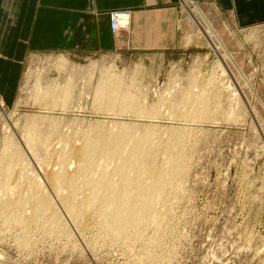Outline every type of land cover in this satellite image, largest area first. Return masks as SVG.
<instances>
[{
  "label": "rangeland",
  "instance_id": "rangeland-1",
  "mask_svg": "<svg viewBox=\"0 0 264 264\" xmlns=\"http://www.w3.org/2000/svg\"><path fill=\"white\" fill-rule=\"evenodd\" d=\"M190 5L186 4V15L181 14L176 18L175 49L166 55L153 54L151 51L121 56L64 51L31 52L14 80L10 78L12 73L1 69L0 156L9 147V142L10 145H17L28 168L21 171L19 167L13 179H38L37 184L42 183L45 192L50 194L46 195L53 199L51 202H54L56 213L60 214L61 229L64 230L50 235L47 233L49 228L46 230L43 227L48 219L36 220L31 232L29 230L32 235L31 239H27L28 245L22 241L25 239L21 228L10 227L0 220V264H264V23L239 27L217 14L209 5L197 4L198 8L200 5L201 10H204L206 18L211 20L230 58H233L228 62L222 59L226 51L214 45L205 31L203 21L188 14L189 10L195 9ZM130 23L131 16L124 30L130 27ZM142 48L151 49L144 44ZM63 56L69 65L81 71L69 82V70H58L54 63ZM111 75H114L115 81H121L125 90L138 100L136 105L142 110L158 111L154 119L138 118L136 113H112L110 108L107 109L110 104L106 102L101 109H97L99 104L95 102V92L98 88H106L105 84ZM68 83L70 97L66 99L62 90ZM35 85H41L47 95L33 93ZM55 89L56 93L53 92ZM201 94L208 95L211 102L207 119L196 121L194 116H198L199 112L193 110L190 113L185 109V113L180 111L193 115L194 124L174 116L177 105L178 108L188 106L184 99H188V96L201 97ZM65 99L67 102L64 104ZM237 99L240 101L237 102ZM47 117L62 119L60 123L65 124L59 123L58 133L62 132L60 136L57 134L65 138L51 135L54 142L50 139L49 146L52 147H48L49 152L38 151V145L35 144V152L31 153L26 144V130L30 125L34 129L40 127V122ZM125 124H147L151 125L149 129L160 127L164 131L161 132L163 135H168V131L174 129L186 134L183 135L186 140L178 145V151L181 150L178 155L184 156L186 172L172 185L176 195L171 190L172 194L164 201L171 208L164 202L159 205L158 209H172L173 215L170 210L169 216H172L169 220L165 219L163 237H160L155 247L147 243L150 248H143L137 242L130 245L111 239L103 232L106 230L99 222L102 218L96 215L94 220L101 218L97 222L91 218L89 221L80 220L83 225L80 221L75 224L59 204V195L44 177L46 171L59 175L61 170L57 165L61 160L57 154L61 149L72 147L73 144L81 146L82 143L73 139L75 142L70 146L62 140L70 139L75 132L86 129L95 132L93 129L96 126L103 125L117 134ZM49 126L52 127L46 125ZM129 128L123 129L130 131ZM143 130V127L134 128L128 133L130 139H142ZM163 135L161 139L168 140ZM81 136L78 133L76 137L81 139ZM69 147L64 150L66 152H62L68 153ZM10 161L15 163L11 158ZM168 163L170 166H167ZM168 163L166 169L174 164ZM101 164L109 170L115 166H104V162ZM3 165L1 163V170ZM90 172L89 176L92 173L94 176V171ZM81 186L85 185L81 183ZM60 192L58 194H64ZM2 195L7 196L3 192ZM7 199L3 198L2 201ZM24 208V214L31 216L30 207ZM163 210L161 212L165 217ZM41 224L43 228L39 227Z\"/></svg>",
  "mask_w": 264,
  "mask_h": 264
},
{
  "label": "bare ground",
  "instance_id": "bare-ground-1",
  "mask_svg": "<svg viewBox=\"0 0 264 264\" xmlns=\"http://www.w3.org/2000/svg\"><path fill=\"white\" fill-rule=\"evenodd\" d=\"M191 1L192 0H190V2ZM194 7L195 9L189 10L188 14L189 15L192 14L195 17L197 16L201 21H203V26L205 28V31L207 35L214 41L213 42L211 40L214 43V45L220 47L223 51H226L222 59L229 62L233 58L232 57L230 58L231 55L228 53L226 45L224 44V42H222L223 40H221L220 35L217 33L218 31L215 30L214 26L210 22L211 20L209 19L210 20L209 21L208 18H206L207 15H204L203 13L204 10H201L200 8L201 6L199 5L198 8V5H194ZM180 12L182 15H186L187 13L186 7L184 9H181ZM129 15H131V13L128 14V17H121L119 21V28L122 29L126 26L128 27L130 21ZM54 63L56 64L54 65L57 66L58 70L61 71H66L67 69L69 70L68 72H70V75L68 78V82L72 81L74 76L75 77L77 76V73H81V71L78 68H76L73 65H69L70 63L68 64V60L64 58V56L60 57ZM105 74H107V77L109 76L108 71H106ZM113 78H115L114 75H111V79L107 80L108 82L106 81L107 82L105 84L106 88L104 87L102 89L98 88V90L95 92V102L99 104V107L97 109L98 110L101 109L100 107L103 105V103L106 102V104L107 103L110 104L109 106L107 105V109L110 108V111L112 113L114 111L119 114L136 113L135 116H137L138 118L145 117L149 119H154L153 117L156 116L157 110L156 109H152L151 111L142 110L141 107L136 105L138 100L135 97L131 96V94L125 90L124 85L122 86L121 81H119L118 79H116L117 81H115ZM101 81L103 82V80ZM206 84H210V83H206ZM53 92L56 93L57 90L55 89L53 90ZM33 93H35L36 95H39L40 93L41 94L45 93V95H47V91L44 92L41 85H37L36 88L33 90ZM62 93L66 94V99L70 97L69 96L70 83L64 85ZM29 94H31V92ZM235 96H238V94ZM66 99L63 100L64 104L65 102H67ZM35 101L37 102L38 99L36 98ZM184 101H185L184 103L185 104L187 103L188 106L178 108L179 106L177 105L176 107L177 113L174 114L175 117L179 119L181 118L180 120L187 123L193 122V124L194 121L192 120H194V118L195 120L196 119L205 120L209 117L211 102L208 95L201 94V97L190 96V98L188 96V99H184ZM238 101L240 100L237 99V102ZM183 109L189 111L190 113L193 110L198 111L199 115L194 116L193 118V115L184 114L185 112L183 111ZM180 110L183 111L184 113L181 112ZM173 112H175V110ZM61 120H62L61 118L60 120H56L54 118L47 117L40 122V127L38 126L36 129L33 128L34 126L31 127L32 125H30V128L26 130V135H27L26 144H28L31 153L35 152L34 149L35 144L38 145V149H39L38 151L41 150H46L47 152L50 151L52 147L49 146L51 145L50 139L54 138L51 135H55V138H57L60 136L59 133L62 132L60 129L61 132L58 133L59 125L64 123V122L60 123ZM23 121L26 120L24 119ZM48 124H50L52 127L50 126L46 127V125ZM127 126L128 127L130 126L129 128L130 131H134V128H137V126L143 127L144 134L142 139H136V138L130 139L129 137L130 131L125 130L127 129ZM132 126H134V128ZM135 126L136 124L122 125L121 126L122 129L120 128L119 131L117 130L118 131L116 132L117 134L112 133V131L107 130V128L105 129L104 125L100 127L96 126V128L93 129L96 130L95 132H91L90 131L91 129L89 130L86 129L83 132H79V131L75 132L72 138L65 139L62 141H65L66 145L71 146V143L73 144L75 142V140L73 141V139H76L77 142L78 141L82 142L81 146L80 145L76 146L75 144H73L72 147L68 146L69 152L65 154L62 151L68 149V147L66 146L67 148L65 147L63 150L61 149L62 147L60 148L61 151L59 153L57 152L58 153L57 155L58 158L61 160V162H59L60 164H58V162L55 163L56 165L58 164L61 166L60 167L57 165V167L61 170L59 175L56 173L54 174L51 171L50 172L42 171V173L45 172L44 177L46 181L49 183L52 189H55L57 195H59V197L57 198L59 200V204L61 203L62 207H64L63 209H65V213H67V215L70 216L71 219H73L72 221H74L75 224L80 220L83 221V219L89 221L92 218L91 220L96 221L93 219V217H95L96 215L102 218L101 221H99L101 218L98 219L97 221H99L100 224L102 222L101 225H103L104 230H106L103 232H106L105 234L109 236L111 239L116 241H121L123 243L126 242V244L128 243L130 245L132 244V242H134V244L137 242V244L139 243L143 248L144 246L146 247L148 244H149L148 246L150 247H155L160 242L161 239L160 237H163L162 235L164 234V230L166 228L165 219L168 218L170 219V217L173 215L172 209H170L172 211L169 210L172 213V215L170 216H169L170 212L167 209H164L165 210V217H164L163 213L161 212L163 210L161 208L163 207L158 209L159 205L162 204L170 194H172L171 190H174V187L172 189V185L174 184V181L179 180L178 178L183 176L186 172V168L183 160L184 156L180 157V155H178V152L181 151V150L178 151V145L182 143V140H186L183 139V137L186 134L178 133L176 129H174L172 131L170 130V132L168 131L167 133L168 135H165L166 133L163 135V133L161 132L164 131H161L159 129L160 127L154 128L155 127L154 126L153 127L154 129H149L151 128V125H147V124H139L136 127ZM124 127L125 129H123ZM57 133L59 134V136ZM69 133L70 132H68V134ZM78 133L82 135L81 139L80 138L78 139L76 137ZM142 133H139V135H141ZM127 134H128V138H126ZM161 135L167 136L168 140L167 138H165L163 141V139H161ZM61 137L63 136L61 135ZM63 138H65V136ZM51 140L53 141V139ZM54 140L56 141L57 139ZM48 147L50 148L49 151L47 150ZM23 156L24 155H22L18 150L17 145H10V142L7 150L2 152L0 156V165L1 163L4 164L2 166L3 167L2 170L0 168V193H1L0 198L3 196L2 192L3 194L6 193L7 195L5 197L3 196V198L8 197L6 201H2L3 198L2 200H0V220L1 221L3 220L5 222V225L7 224L10 227L21 228L23 230L22 233L24 234L23 239H25L22 241L23 243L28 244V240H29L28 237L30 238V236L32 235L29 234L31 232L30 229H32L33 225L35 226L34 222L36 220L39 221L42 218L45 220L46 219L49 220V221L47 220L48 222L44 221L45 224L43 227L45 229L49 228L48 229L49 232L47 233H49L50 235L51 234L53 235V233L54 234L59 233V230H61L62 233L63 228L61 229V227L63 226H61L60 223L61 222L59 216L60 214H58V212L56 213V209H54L55 206L53 207L54 202H51L53 199L49 197L50 194L47 191L45 192L44 187H42V183L41 184L39 183L40 185L37 184L38 179L36 181L35 179L33 180V179L25 178V176L24 178L26 180L23 179L16 180L18 178H16L15 180L13 179V177L16 176L15 170L19 171L18 170L19 167L21 168V171L25 170L26 167L28 168L27 163L23 158ZM10 158L16 164L11 162ZM39 162L43 163V161L41 160ZM101 162L105 163L103 164L104 166L106 164L109 167L115 165L113 167L114 169L112 168L113 170L111 169L109 170L107 166H105L107 168L103 167ZM168 162L170 163L172 162V164L173 163L174 164L172 165V167L166 169L167 166H170ZM167 163L168 165L166 166ZM72 165L74 166L73 169H72ZM100 167H102V169ZM90 170L94 171L95 177L93 176V173H92L93 177L89 176ZM4 172H6V174ZM24 183L29 184V186L27 185L25 186ZM81 183L85 186H81ZM175 190H174V194L177 193ZM52 192L54 193V190ZM58 192L60 193L64 192V194L62 193L61 195L58 194ZM46 193H48L49 196L46 195ZM55 193L54 195H56ZM81 197H83L84 200L83 198L81 199ZM164 203L165 205H167L166 203L168 202H164ZM24 206L27 209H29L30 207L29 210L31 212V216L27 217L26 216L27 213L24 214L25 211ZM167 206H165L164 208H166ZM168 207L171 208L170 206ZM82 221H80L79 223L83 225V223H81ZM42 225L43 224H41L39 227H42ZM148 246L147 248H150ZM155 260L157 261V259Z\"/></svg>",
  "mask_w": 264,
  "mask_h": 264
},
{
  "label": "crops",
  "instance_id": "crops-1",
  "mask_svg": "<svg viewBox=\"0 0 264 264\" xmlns=\"http://www.w3.org/2000/svg\"><path fill=\"white\" fill-rule=\"evenodd\" d=\"M239 27L264 23V0H195ZM181 0H0V71L15 79L27 55L64 51L85 55L175 49ZM131 13L115 35L110 14ZM147 20V21H145ZM147 45L151 49L142 48Z\"/></svg>",
  "mask_w": 264,
  "mask_h": 264
},
{
  "label": "built area",
  "instance_id": "built-area-1",
  "mask_svg": "<svg viewBox=\"0 0 264 264\" xmlns=\"http://www.w3.org/2000/svg\"><path fill=\"white\" fill-rule=\"evenodd\" d=\"M187 2H190V0H187V1H184V0H181V7H187L186 6V4H188ZM190 4L192 5V6H194V5H197V2L195 1V0H192L191 2H190ZM126 14V15H125ZM128 12H125V11H117V12H112L111 14H110V21H111V28H112V31L114 32V33H119L121 30H123V29H126V27H124V28H119V21H120V19H121V17H128ZM125 15V16H124ZM129 17H130V15H129Z\"/></svg>",
  "mask_w": 264,
  "mask_h": 264
}]
</instances>
